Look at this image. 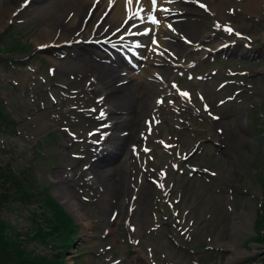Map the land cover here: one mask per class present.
<instances>
[{
	"label": "rangeland",
	"instance_id": "obj_1",
	"mask_svg": "<svg viewBox=\"0 0 264 264\" xmlns=\"http://www.w3.org/2000/svg\"><path fill=\"white\" fill-rule=\"evenodd\" d=\"M47 1L51 0H36L7 19L0 17V94L19 118L20 143H15L14 162L26 164L34 153L32 144L40 138L50 158L40 157L34 169L78 223L73 245L67 250V264H76L73 258L82 264H264V222L258 228L255 224L256 219L264 221V134L256 131L264 129V0L254 11L237 7V16L227 19L242 32L240 43L231 49L233 56L220 58L218 51L214 61L205 58L195 66L194 78L187 72L185 78L180 77L179 69L173 73L183 90L193 92L191 99H178L182 101V112L177 113L167 102L159 120L165 119L171 129L163 130L156 122L158 131L142 137L141 144L153 149L137 148V172L132 184L127 181L124 187L122 213L115 211L119 208L113 203L117 197L108 187L115 186L114 182L98 183L97 188L94 179L86 175L73 180L59 174L62 170L77 173L82 169L96 136L91 122L83 118L84 109L70 101L69 91L80 86V79L62 68L68 52L66 45L37 44L41 31L60 21L56 8L36 9ZM88 29L93 33L91 23ZM15 37L22 40L21 48L29 49L8 61L6 47ZM244 42L251 43L252 50L258 47L249 51L254 53L253 58L236 56ZM211 68L218 71L215 80L226 84L206 92L208 81L213 79H203ZM200 89L205 91L209 115L202 114ZM243 103L245 128L240 119ZM188 105L198 113L193 119L187 114ZM123 112L131 126L133 113L130 109ZM252 112L257 123L252 121ZM50 119L53 121L48 125ZM51 129L52 137L42 138ZM234 131L239 135L230 133ZM168 135L173 139L177 135L174 140L179 147L174 155ZM158 136L161 137L157 139ZM161 139L167 143V150L161 149ZM129 140L126 137L127 143ZM177 146L172 142L174 149ZM105 156L113 159L111 153ZM95 162L99 164L101 160ZM60 184L67 186L68 195H74L75 208L57 193ZM149 186L152 191L147 193ZM106 187L109 193L104 196L100 191ZM5 210L19 230L30 226L26 209ZM235 221L239 228L232 237L229 233ZM127 226L131 228L129 232ZM171 226H181L179 238L167 235ZM33 245L34 242L29 246Z\"/></svg>",
	"mask_w": 264,
	"mask_h": 264
},
{
	"label": "bare ground",
	"instance_id": "obj_2",
	"mask_svg": "<svg viewBox=\"0 0 264 264\" xmlns=\"http://www.w3.org/2000/svg\"><path fill=\"white\" fill-rule=\"evenodd\" d=\"M22 1L0 0V10L3 11L0 15L1 19L11 17L12 13L20 8ZM261 1L174 0V3L169 4L168 9L165 11L170 17L167 22L161 25H155L148 19V13L151 11L150 5L146 4L144 0H141L139 15L132 14L133 9L130 7L128 0H51L47 1L45 5L37 6L38 11H49V9L56 8L60 13V21L43 29L37 37L40 40L37 44L61 43L62 40L68 42V55L62 68L70 70L69 73L80 79V86L69 91L72 93L71 104L84 108L83 118L89 120L92 128L97 130L96 139L110 142L109 145L99 149L98 155L111 153L115 160L113 162L115 165L97 164L95 162L97 151L94 149L97 146L92 144L89 157L82 169L77 173L62 170L59 173L60 176L74 180L77 176L86 175L94 179L93 182L96 183L97 188H99L98 183L114 182L115 186L109 185L108 187L113 190L115 197H117L114 198L115 201L113 202L119 207L117 211L122 213L124 211L122 202L124 201V195H126L124 187L126 188L127 181H131L132 172L136 168V162L131 160L135 154V150L133 152L134 146H131V143L138 140V133L144 128L145 116L155 106V101H153L155 97L157 98L160 93L169 89L167 86L169 82L164 83V81L171 79L173 64L180 63L175 68L176 70L181 68L182 65L199 58L204 53L210 52V48L218 45H221L220 48L224 50L231 48L233 43L236 42L235 31H233V34V32L227 30L218 29L216 27L218 18L221 21V26L223 24L232 26V23L225 20L229 17H235L237 7L240 6V10L254 11L261 7ZM182 2L184 4H181ZM201 5H204V7H201ZM9 6H12V8H9ZM2 7L4 9H1ZM179 9L180 11H178ZM205 9L208 12H205ZM90 10H92L91 13L86 17L87 12ZM205 14L208 15L207 19H202ZM214 15L218 17H213ZM214 18L215 21H213ZM137 22L145 23V26H140ZM0 23H2L1 20ZM89 23L94 26L93 33H90L88 29ZM143 28L149 30V32L153 31L148 36H154V39L158 42L154 44L150 39H147L146 43V53L148 57L156 61L157 65L152 66L149 60L148 65L144 66L137 74L131 72L128 76L119 75L120 73H116L115 69L109 64L97 62L82 46L86 44L83 40L87 38L92 40L107 38L111 44L117 43V41L133 43L127 32L133 35L134 31ZM62 34H65L62 36L63 38L53 39ZM257 48L254 50H257ZM109 55L112 57L111 63L115 62L116 56ZM105 57H108V55H105ZM127 77L129 79H126ZM214 83L217 84L218 82L216 80L208 81L205 87L206 92L214 87ZM216 96L217 93H215ZM91 97L97 100H93ZM87 101L91 102L87 103ZM80 102H84V104ZM241 108L243 113H241L240 119L241 125L244 127L246 122L244 103ZM100 109H104V115L99 114ZM129 109L134 118L131 126L128 125L127 113L123 112ZM51 121L53 119L48 121V125ZM221 123L224 126L226 125L224 121H221ZM125 130L130 131L129 134L123 135ZM230 133L236 134V136L239 135L235 131ZM126 137L130 138L128 143ZM230 138L232 139L233 135ZM119 184L120 188L118 189L117 185ZM151 187L149 186L147 193L152 191ZM106 189L100 191L104 193L102 194L104 196L105 193H109L107 187ZM66 191L67 186L64 184H60L57 188L60 197H63L64 201L75 208L77 205L74 201V195H68ZM238 224V221H235L230 230V236L234 237L237 234Z\"/></svg>",
	"mask_w": 264,
	"mask_h": 264
},
{
	"label": "trees",
	"instance_id": "obj_3",
	"mask_svg": "<svg viewBox=\"0 0 264 264\" xmlns=\"http://www.w3.org/2000/svg\"><path fill=\"white\" fill-rule=\"evenodd\" d=\"M17 121L0 96V264H67L65 255L78 225L51 196L48 185L32 168L31 159L25 165L14 163V144L9 138L16 135ZM38 147L36 142L34 159L41 153ZM6 208H26L30 227L18 230L4 216ZM30 241L36 245L28 246ZM38 245L45 250H38Z\"/></svg>",
	"mask_w": 264,
	"mask_h": 264
},
{
	"label": "snow or ice",
	"instance_id": "obj_4",
	"mask_svg": "<svg viewBox=\"0 0 264 264\" xmlns=\"http://www.w3.org/2000/svg\"><path fill=\"white\" fill-rule=\"evenodd\" d=\"M129 2H131V0H129ZM152 3H153V7H155V5H156V0H152ZM201 7H204V5H201ZM153 19V22L154 23H158L159 21H157L156 19H155V17H153L152 18ZM228 32H232V29L231 28H228V29H226ZM182 95H184V96H187L188 95V93H182ZM101 115H103V113H101Z\"/></svg>",
	"mask_w": 264,
	"mask_h": 264
}]
</instances>
